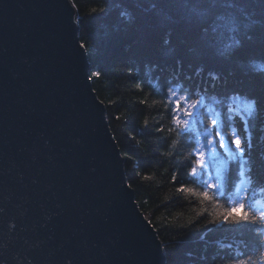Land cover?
Listing matches in <instances>:
<instances>
[{
	"label": "trees",
	"instance_id": "trees-1",
	"mask_svg": "<svg viewBox=\"0 0 264 264\" xmlns=\"http://www.w3.org/2000/svg\"><path fill=\"white\" fill-rule=\"evenodd\" d=\"M69 1L92 90L104 106L126 183L161 243L165 264H262L264 216L231 189L240 176L249 189L264 190V69L254 67L264 64V0ZM225 45L231 46L222 51ZM173 67L216 78L220 89L189 83L195 78L191 74L170 76ZM170 92L197 103L183 134L167 111L174 102ZM252 99L258 109L245 132L241 105ZM233 128L244 138L251 135L243 174L240 159L220 149L216 136L219 131L233 151ZM209 138L224 170L228 167L221 175L224 194L208 188L214 183L207 154L205 169L189 175L195 151L200 145L205 149ZM181 183L192 191L178 193ZM205 191L207 200L198 195ZM240 203L250 213L249 223L220 224L227 209Z\"/></svg>",
	"mask_w": 264,
	"mask_h": 264
},
{
	"label": "water",
	"instance_id": "water-1",
	"mask_svg": "<svg viewBox=\"0 0 264 264\" xmlns=\"http://www.w3.org/2000/svg\"><path fill=\"white\" fill-rule=\"evenodd\" d=\"M69 0H0V264H165Z\"/></svg>",
	"mask_w": 264,
	"mask_h": 264
},
{
	"label": "snow or ice",
	"instance_id": "snow-or-ice-1",
	"mask_svg": "<svg viewBox=\"0 0 264 264\" xmlns=\"http://www.w3.org/2000/svg\"><path fill=\"white\" fill-rule=\"evenodd\" d=\"M92 11L97 12V11H102V10L94 8L92 9ZM230 46L231 45H225L222 48V51H227V48ZM81 47H84V45L82 44ZM254 67L259 68V69H264V64L254 65ZM93 75L99 77L100 73L94 72ZM189 79H191V77H189ZM189 91L191 92V89ZM170 98L174 99V102L172 103L171 107L167 109V111L171 113L170 119L172 121V124L175 125V127L177 128L180 134H183V132L185 131V128L192 124V120L190 118L197 114L195 112L197 103L192 102L188 95L176 98L175 93L170 92ZM141 103H144V101H141ZM241 109H242V113L244 114L242 116L245 122L244 131L248 132L247 121L249 117H252L254 114L257 113V109H258L257 102L255 101V99L245 102L241 105ZM117 119H119V117H117ZM211 126L213 129L217 127V121L215 119H212ZM145 127H147V122H145ZM156 131L160 132V131H163V129L158 127ZM216 136L219 138V148L220 149L224 150V152L230 158L240 159L241 173L243 174L245 165L248 164V161L244 159V153L246 151H250L252 148L251 135H249L247 138H244L240 134H237L236 130L233 128L232 130L233 138L230 141V145L233 151H229V143L226 142L225 137L219 131L216 132ZM212 145H213V140L212 138H209L208 139L209 150L214 152ZM194 155H195V161L193 162V165L189 170V175H192V176L196 175L197 167L203 168L205 166L202 162L203 152L197 149ZM145 179H147V177H145ZM176 180H177V176H176V173L174 172L172 176V182H176ZM208 188L213 189V191H215L216 186L213 184H208ZM176 191L179 193V192H188L192 190L188 189L184 183H181L180 187H178ZM198 195H200L204 200L209 199L207 191L199 193ZM236 213H239V215H235ZM249 216H250V213L245 208L244 204L242 203L235 204L234 206L227 209V211L224 214L223 219L220 221V224L227 225L229 223L231 224L249 223ZM210 223L215 224L216 221H210ZM262 264H264V261H262Z\"/></svg>",
	"mask_w": 264,
	"mask_h": 264
},
{
	"label": "rangeland",
	"instance_id": "rangeland-1",
	"mask_svg": "<svg viewBox=\"0 0 264 264\" xmlns=\"http://www.w3.org/2000/svg\"><path fill=\"white\" fill-rule=\"evenodd\" d=\"M71 4H72V3H71ZM72 6H73V5H72ZM167 68H169V67H167ZM174 69L176 70V73L173 71ZM168 73H169L170 76H174V74H177V75L180 76V74L182 73V74H183V77H184L185 79L188 78V74H191V75L194 76L195 78L193 79V82L191 81V82H189V83L194 84V85L197 86V87H202V86H205V85H207V84H208V86H212L213 88L217 86L216 78L214 79V78H212V77L210 76V77L212 78V80H213V81H210V80L207 79L208 77L206 76V74H205L204 78L201 79V78H200L201 75H195L194 73H191L190 71L187 72V74H185V72H183L182 70H180L178 67H175V68L173 67V68H172V71H171V69H169ZM184 78H183V79H184ZM214 85H215V86H214ZM217 88L220 89L219 86H217Z\"/></svg>",
	"mask_w": 264,
	"mask_h": 264
}]
</instances>
